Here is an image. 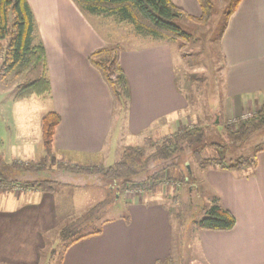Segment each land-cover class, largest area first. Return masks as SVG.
<instances>
[{
  "label": "crops",
  "instance_id": "crops-1",
  "mask_svg": "<svg viewBox=\"0 0 264 264\" xmlns=\"http://www.w3.org/2000/svg\"><path fill=\"white\" fill-rule=\"evenodd\" d=\"M172 1L190 16L201 14L197 0ZM26 2L34 18L33 41L44 47L50 82V94L38 98L48 104L39 122L48 111L60 115L53 139L56 156L75 164L104 166L110 159L116 162L126 146L141 145L146 137L172 131L187 113L188 101L176 81L171 41L144 38L141 44H132L140 38L138 34L129 31V24L112 21L133 41L121 47L118 41L100 35L91 20L96 17L105 24L106 18L83 11L74 0ZM115 46L120 49L119 63L130 94L123 111L114 110L107 85L88 62L95 50ZM220 49L224 109H218L217 115L241 116L244 110L263 105L264 0L240 2L226 23ZM39 135L43 151L41 123ZM256 160L254 167L245 171L199 170L213 191L210 199L217 196L235 218L230 230H204L198 228V219L191 221L204 264H264V152H259ZM95 186L63 183L49 192L28 189L15 193L9 189L1 194L0 264H43L49 236L55 233V238L69 224L84 229V223L77 226L84 217L89 228L86 233L99 232L63 248L57 264H157L168 258L171 264H193L191 258H176L185 253V222L162 198L161 191L132 193L127 188L116 192L105 187L102 192ZM111 190V204L124 203L120 213L110 218H103L105 213L101 216L97 209L86 213L103 193L109 198ZM82 234L85 232L77 235Z\"/></svg>",
  "mask_w": 264,
  "mask_h": 264
},
{
  "label": "trees",
  "instance_id": "trees-1",
  "mask_svg": "<svg viewBox=\"0 0 264 264\" xmlns=\"http://www.w3.org/2000/svg\"><path fill=\"white\" fill-rule=\"evenodd\" d=\"M85 12L95 15L114 17L118 22H125L142 36H151L155 40L187 42L190 34L181 29L174 20L180 17L206 24L212 17L213 4L211 0H197L201 9L198 18L188 15L182 8L174 4L172 0H74ZM242 0H229L226 12V23L235 12ZM226 25L224 26L225 29ZM224 31V30H223ZM223 33V32H222ZM35 24L31 9L26 0H0V55H3L6 70L16 76L28 71L40 68V75L17 88L13 100L21 101L35 96L45 99L50 94V82L47 77L46 56L43 45L34 43ZM5 42V44L3 43ZM120 49L115 47L100 48L88 56V62L100 74L107 85L113 102L114 110L123 111L129 100V87L126 75L119 63ZM256 114L241 120L237 124L224 126V132L233 140V144L244 141L254 129L264 124L263 109ZM41 145L44 155L39 158L26 161L12 160L6 165L19 173L35 174L39 178L31 180H9L3 171H0V195L9 191L12 186L22 185L24 190L37 189L40 191H53L55 185L73 182H59L47 175L49 171L56 170L62 174L74 176H99L104 180L105 187L115 189H135L146 194L159 191L164 185L176 183L175 177L167 173L168 165L147 171V165L154 160L162 162L170 160L178 152L185 148L191 149L192 156L200 170L209 167H217L231 171H245L254 167L252 159L239 157L235 160H227L224 157H201L200 153L206 147L220 149L224 145L207 143L204 141L202 127H192L184 131L173 132L160 143H151L150 137H146L141 145L126 146L119 159L109 166L75 164L64 157H57L53 151V139L56 128L60 123V115L55 111H48L41 116ZM151 148V154H147V148ZM49 161V167L46 162ZM154 164V163H152ZM180 183H187L183 176ZM77 185H85L75 183ZM87 185V184H86ZM167 188L169 186H166ZM211 203L204 215L196 221L198 228L204 230H230L235 225V218L230 211L222 207L217 196L210 199ZM73 231L69 237L67 232ZM76 229L69 226L62 227L59 237L69 238L63 247L81 239L89 234H96L98 229L77 235ZM168 258L157 264H171Z\"/></svg>",
  "mask_w": 264,
  "mask_h": 264
},
{
  "label": "rangeland",
  "instance_id": "rangeland-1",
  "mask_svg": "<svg viewBox=\"0 0 264 264\" xmlns=\"http://www.w3.org/2000/svg\"><path fill=\"white\" fill-rule=\"evenodd\" d=\"M228 3L229 0H212V17L206 24L191 21L186 17L176 18L174 20L181 29L190 34V39L185 43L181 40H176L171 43L177 85L180 92L188 101V108L187 113L180 117L177 126L172 127V131H169L170 133L150 137V140L151 143H160L173 132L200 126L203 128L205 142L216 143L221 146L224 145L220 149L206 147L201 151V157L220 156L227 160H235L243 157L252 159L256 164L257 154L261 151L264 152V124L254 129L244 141L236 144H233L236 140L228 136L223 128L226 125L237 124L241 120L255 115V112H258L260 109L264 111V104L261 105L262 107H255L256 105H254L244 110L241 116L226 118L222 115V112L218 116V111H223L224 109L222 95L223 55L220 49V39L224 26L226 25ZM99 17L106 18L105 24L103 22L101 23V19H97L96 17H91V20L98 28L100 35L108 37L112 42L118 41L121 47L131 44L133 41L135 42L132 44H141L144 38H148L146 41L155 40L151 36L138 34L140 38L138 40L133 39L130 42L132 39L126 38L128 32L120 31L118 29L119 27L113 24L114 22L112 21H116L114 17L104 15H99ZM128 29L132 33L137 34L132 29V26L128 27ZM124 32H126L125 35L123 34ZM3 43L5 44V42ZM39 73L40 68L38 67L25 74L16 76L14 73L6 70L3 55H0V171H3L9 180L18 179L20 181L39 178L35 174L28 175L19 173L16 170L6 167V165H10L12 160L26 161L44 155V151H41L38 145L40 142L39 115L45 109H48V104L35 97L19 102L13 100L17 88L36 79L40 75ZM215 120L218 123H215ZM145 141L143 142L145 143ZM151 152L152 149L150 147L147 148L146 153L151 154ZM191 153V149L185 148L165 162L161 160L151 161L146 168L147 171L151 172L161 165H168L167 173L170 176H176V183L166 184L161 188L162 190H159L162 193V198L168 202L166 203L170 207H174L183 219L187 216L185 220H181L180 218L181 222H185L183 224L185 234L182 240V248L185 249V253L182 254L180 252V255L178 257L176 256V258L182 260L191 258L193 259V264H204L201 261L197 249L196 235L194 234V229H191V221L193 219H199L204 215V210L210 205L208 198L210 199V195H213L211 194L213 191L202 179L203 173L199 171L200 169L197 167L195 158ZM113 163L114 160L110 159L104 166L107 167ZM186 164L189 165L188 169ZM46 166L49 167V161L46 162ZM47 173L52 179L59 182L96 185V190H101L102 192L106 190L104 185L105 181H102V178L99 176H71L62 174L56 170H51ZM181 176L187 179V183H180ZM166 186H169V188H166ZM10 189V191L15 193L24 190L20 184L12 186ZM113 200V190H111L109 198L107 194L103 193L100 201L86 210V213H89L92 209H97L100 210L101 216L102 213H105L102 216L103 218L114 217L123 210L124 203L121 200L113 205L111 204ZM108 207H110V210L107 211L106 209H109ZM85 219L86 217H84L83 222L77 225L80 226L84 223V229H77L75 233H86L88 231L89 228H86L88 225H85ZM67 226L70 229L73 228L72 224ZM72 233L74 232H67V237ZM180 235L182 236L181 233ZM54 236L55 233L49 236V243L44 251L43 264H57L63 247L69 241V238H61L59 234L55 238ZM187 251L189 254H186Z\"/></svg>",
  "mask_w": 264,
  "mask_h": 264
},
{
  "label": "built area",
  "instance_id": "built-area-1",
  "mask_svg": "<svg viewBox=\"0 0 264 264\" xmlns=\"http://www.w3.org/2000/svg\"><path fill=\"white\" fill-rule=\"evenodd\" d=\"M132 191V193H136V192H140L139 190H131Z\"/></svg>",
  "mask_w": 264,
  "mask_h": 264
}]
</instances>
